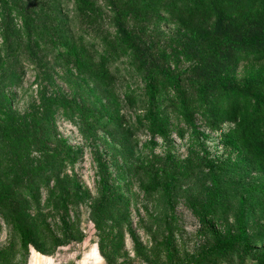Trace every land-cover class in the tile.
I'll return each mask as SVG.
<instances>
[{"label": "rangeland", "instance_id": "rangeland-1", "mask_svg": "<svg viewBox=\"0 0 264 264\" xmlns=\"http://www.w3.org/2000/svg\"><path fill=\"white\" fill-rule=\"evenodd\" d=\"M113 1L0 0V122L31 123V133L22 140L25 148L10 141L12 132L0 136L1 169L14 176L19 162H32L36 173L40 164L50 162L55 173L39 185L37 198L20 189L21 205L15 206L36 226L45 249L31 246L24 254L15 209L0 205V264H191L190 255L202 250L207 240L196 206L208 212L219 229L236 233L242 199L253 247L227 250L215 264H262L264 191L251 188L264 185V172L229 143L228 136L239 131L237 124L214 123L198 115L197 133L167 106L169 94L163 93L158 104L163 116L171 110V133L154 137L146 118L150 106L145 83L132 55L116 39ZM117 1L126 11L125 0ZM128 12V26L151 43L156 56L166 51L169 63L181 69L189 65L186 31L169 15L157 20L142 10ZM66 39H83L100 52H111L114 79L103 82L93 63L80 68L65 53ZM261 70L264 62L242 59L232 62L227 74L235 82L258 87ZM110 114L114 120L107 125ZM257 128L263 132L264 121ZM60 139L74 151L64 162ZM17 148L27 156L20 157ZM106 174L127 199L121 222L107 212L93 216ZM158 182L157 191L147 190ZM15 216L21 219L20 210ZM170 231L177 246L172 258L165 245Z\"/></svg>", "mask_w": 264, "mask_h": 264}, {"label": "trees", "instance_id": "trees-1", "mask_svg": "<svg viewBox=\"0 0 264 264\" xmlns=\"http://www.w3.org/2000/svg\"><path fill=\"white\" fill-rule=\"evenodd\" d=\"M230 1L233 0H125V11L119 6V2L114 0L112 11L115 15V35L124 50L132 55L133 66L145 83L150 106L146 118L149 119V131L154 137L166 138L171 133V110L163 116L158 104L159 96L167 93V99L171 101L167 106H173L178 115L197 133L198 115L214 123H236L239 131L236 135L228 136L229 143L240 149L253 165L264 172V131L261 132L257 128V124L264 121V71H259L261 76L256 77L259 81L258 87L254 83L235 82L227 74L232 62H240L242 59L264 62V0H234L247 1V6H237V3L231 4ZM138 10H142L149 19L157 17V20H162L169 15L186 31V42L190 45L185 46L188 66L181 69L178 64L169 63L170 55L166 51L161 57L156 56V49L151 43L138 30H132L128 26V19H131L128 11L133 13ZM235 14L236 18L231 16ZM135 18L140 20L137 15ZM69 41L65 40V46L68 47L65 53L77 60L80 68L93 63L98 77L103 82L110 83L114 79L111 72L114 55L111 52H100L93 44L86 43L83 39ZM62 54L59 52V55ZM2 95L0 92V101ZM130 104L135 106L134 99L130 98ZM94 114L91 112L90 115ZM102 118V115L97 116L98 121ZM108 119L107 125L114 120L111 114ZM29 125L31 123L26 124L21 120H2L0 136H9L12 132L10 141L25 148L22 140L29 136ZM60 142L63 152L61 160L64 162L72 158L74 151L65 140L60 139ZM23 148H17V151H21L19 156L25 158L27 154L25 155ZM206 157L208 166L213 169V160L208 158V155ZM20 163L15 175L10 176L1 169L0 160V205L12 211L20 210L21 219L16 218L15 210L13 219L17 223L22 251L27 254L31 246L44 250L45 245L27 214L22 208H15L20 204L19 190L26 188L32 197L37 198L39 185L49 181L55 173L48 167L50 162L47 165L40 164L36 173L32 172V162H23L21 166ZM101 182L99 195L94 202L93 216L107 212L114 220L121 222L125 214L124 206L126 208L127 205L126 196L120 188L112 185L108 174L104 175ZM35 183L37 189L33 192ZM76 186L80 188L79 183ZM159 187L160 182L152 183L147 186V190L155 192ZM251 189L264 191V185L253 186ZM242 200V216L239 218V229L236 233H226L219 229L217 223L209 217V213L196 206L195 212L199 216L201 230L207 240L202 250L200 248L199 252L190 255L191 264H215L219 262L220 254L227 250L236 246L247 249L253 247V239L245 221V201ZM213 213H216V209ZM175 241V235L170 231L166 236L165 245L171 258L177 251ZM144 256L152 261L150 255ZM156 258L159 260L160 255ZM260 263L264 264V254Z\"/></svg>", "mask_w": 264, "mask_h": 264}]
</instances>
